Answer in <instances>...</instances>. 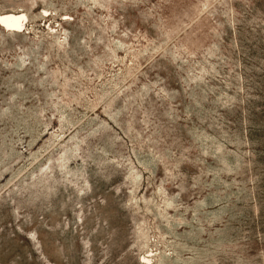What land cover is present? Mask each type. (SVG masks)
I'll return each mask as SVG.
<instances>
[{
	"label": "rangeland",
	"instance_id": "374dc122",
	"mask_svg": "<svg viewBox=\"0 0 264 264\" xmlns=\"http://www.w3.org/2000/svg\"><path fill=\"white\" fill-rule=\"evenodd\" d=\"M9 12L0 264H264V0Z\"/></svg>",
	"mask_w": 264,
	"mask_h": 264
},
{
	"label": "bare ground",
	"instance_id": "6f19581e",
	"mask_svg": "<svg viewBox=\"0 0 264 264\" xmlns=\"http://www.w3.org/2000/svg\"><path fill=\"white\" fill-rule=\"evenodd\" d=\"M28 17L24 12H9L0 16V25L7 28L10 31H24L26 30ZM146 263L152 262L149 258L144 257Z\"/></svg>",
	"mask_w": 264,
	"mask_h": 264
}]
</instances>
